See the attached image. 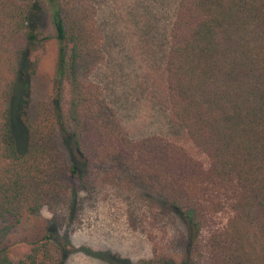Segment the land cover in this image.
<instances>
[{
    "label": "trees",
    "instance_id": "16d2710c",
    "mask_svg": "<svg viewBox=\"0 0 264 264\" xmlns=\"http://www.w3.org/2000/svg\"><path fill=\"white\" fill-rule=\"evenodd\" d=\"M168 1L156 83L192 150L159 133L133 138L124 126L94 76L108 60L98 0H0V264H65L69 242L52 230L18 262L8 237L60 193L72 217L96 169L161 197L186 226L189 260L205 237L204 264H264V0ZM46 9L58 57L50 100L32 122Z\"/></svg>",
    "mask_w": 264,
    "mask_h": 264
},
{
    "label": "rangeland",
    "instance_id": "374dc122",
    "mask_svg": "<svg viewBox=\"0 0 264 264\" xmlns=\"http://www.w3.org/2000/svg\"><path fill=\"white\" fill-rule=\"evenodd\" d=\"M99 22L106 35L108 60L95 79L119 108L124 126L133 138L163 134L192 150L184 129L169 115L156 79L162 71L166 24L174 14L168 0H98ZM43 45L31 81L29 118L35 122L42 101H49L56 71L58 41L49 11L41 14ZM155 95L157 99H154ZM203 158L204 156L201 155ZM95 184L81 197L71 217L69 194L54 196L53 208L24 217L8 237L12 259L18 262L52 230L69 242L65 264H204L209 261L207 238H201L187 254V229L170 212L163 199L133 176L114 181V172L96 169ZM133 180V183L128 181ZM220 219L214 220L218 226ZM212 221L209 222L211 224ZM103 252L96 257L81 248ZM111 260V261H110Z\"/></svg>",
    "mask_w": 264,
    "mask_h": 264
}]
</instances>
